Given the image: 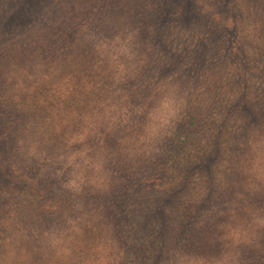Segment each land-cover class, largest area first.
<instances>
[{
  "label": "trees",
  "instance_id": "16d2710c",
  "mask_svg": "<svg viewBox=\"0 0 264 264\" xmlns=\"http://www.w3.org/2000/svg\"><path fill=\"white\" fill-rule=\"evenodd\" d=\"M0 263L264 264V0H0Z\"/></svg>",
  "mask_w": 264,
  "mask_h": 264
},
{
  "label": "rangeland",
  "instance_id": "374dc122",
  "mask_svg": "<svg viewBox=\"0 0 264 264\" xmlns=\"http://www.w3.org/2000/svg\"><path fill=\"white\" fill-rule=\"evenodd\" d=\"M1 254H2V253H1ZM7 254H8V255H7ZM9 254H11V253H10V249H9V250H7V253H4V252H3V254H2V255H7V256H9ZM0 264H1V263H0ZM11 264H12V263H11Z\"/></svg>",
  "mask_w": 264,
  "mask_h": 264
}]
</instances>
